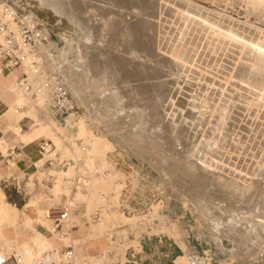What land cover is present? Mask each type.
Instances as JSON below:
<instances>
[{
    "label": "rangeland",
    "instance_id": "1",
    "mask_svg": "<svg viewBox=\"0 0 264 264\" xmlns=\"http://www.w3.org/2000/svg\"><path fill=\"white\" fill-rule=\"evenodd\" d=\"M114 1L79 2L93 35L85 42L77 24L41 6L39 0H10L19 12L33 13L52 29L59 66L55 68L85 116L79 124L72 123L73 130L40 119L31 130L46 125L50 131L46 136L56 143L60 159L82 157L91 168L99 167L98 177L110 178L101 188L104 198L97 208L119 217L95 243L99 251L90 258L107 249L110 230L129 234L137 229L140 237L130 236L119 247L141 252L140 264H259L264 254V0H147L143 12L127 8L125 0ZM187 7L197 12H187ZM143 18L148 27L135 24ZM63 37L76 42L66 60L59 56ZM185 56L188 60L182 59ZM71 74L82 84L79 94L68 83ZM123 75L144 78L139 81L150 86L148 98L130 95L131 82H122ZM120 103H126L124 110ZM144 108L155 116L149 119L148 135L138 115ZM28 115L36 118V109ZM91 134L113 144L105 157L94 156L93 161L81 150V145L88 147L85 142ZM65 138L73 139V145ZM68 166L67 175L72 177L75 167ZM58 167L46 164L21 184L19 192L17 186L1 184L0 198L13 206L26 196L31 201L47 199L49 195L40 198L44 194L35 192L38 181L47 179L67 191L68 184L58 173L67 170ZM118 182L125 184L116 198L113 187ZM50 191L54 194V187ZM58 194L60 199L64 193ZM234 213L241 219L231 223ZM123 215L133 216L131 222ZM135 221H146L147 229ZM251 224L257 228L251 229ZM142 229L148 233L146 238ZM3 247L6 252L12 249ZM95 262L116 264L113 258Z\"/></svg>",
    "mask_w": 264,
    "mask_h": 264
},
{
    "label": "built area",
    "instance_id": "2",
    "mask_svg": "<svg viewBox=\"0 0 264 264\" xmlns=\"http://www.w3.org/2000/svg\"><path fill=\"white\" fill-rule=\"evenodd\" d=\"M52 35V29L36 15L29 12H19L11 4L10 0H0V59L5 58L0 71L3 69H19L16 90L25 98V103L16 106L17 111L35 108L37 112H50L58 116L62 128L73 130L72 123L77 124L83 116V110L76 98L72 95L65 77L56 70L57 45ZM23 119H30L32 124H38V118L34 119L25 115ZM64 142L73 145V139H64ZM39 151L49 165L58 164L67 169L73 165L76 174L71 178L74 189L79 186L86 187L93 177L101 174L98 167H90L85 159L63 158L57 151V145L51 138L41 139ZM84 151L86 145H82ZM50 176H54L50 174ZM46 181L52 182L50 179ZM73 198L62 204L59 208L52 207L49 211L51 220L50 232L55 234L61 244L49 248L33 256L30 260L25 258L26 250L13 248L6 253L0 251V264H91L83 259L76 250L72 240L73 225H70ZM96 218L102 213L98 212ZM141 222V223H140ZM137 225H143L147 229L146 221H135ZM144 238L148 236L147 231ZM116 231L112 229L107 233L108 247L102 252V261L113 258V263L140 264L138 260L141 252L132 247L122 249L128 237L138 235L140 230ZM135 232V233H134ZM122 243V244H121ZM124 261V262H123ZM99 264V263H98ZM259 264H264V254Z\"/></svg>",
    "mask_w": 264,
    "mask_h": 264
},
{
    "label": "bare ground",
    "instance_id": "3",
    "mask_svg": "<svg viewBox=\"0 0 264 264\" xmlns=\"http://www.w3.org/2000/svg\"><path fill=\"white\" fill-rule=\"evenodd\" d=\"M63 0H39V3H40V5L41 6H47V7H51V8H53L59 15H65V16H67L70 20H72L75 24H77L78 26H79V28H80V31H81V39L82 38H84L85 40V42L87 41V38H88V40H89V38H90V36L92 35L91 34V28H90V25H89V23H90V21H89V19H88V17L85 15V13L84 12H82L83 10H81V9H84L83 8V6L79 3V2H81V0L79 1V0H67L68 1V3L67 4H63V2H62ZM106 1V0H105ZM114 1V0H113ZM116 1H118V0H116ZM153 1V0H152ZM151 1V2H152ZM156 1L157 0H154V2L156 3ZM171 1H173V0H171ZM182 1H184V0H182ZM108 3V2H107ZM122 3V2H121ZM162 3V2H161ZM114 4H116L115 3V1H114ZM120 4V3H119ZM147 4V0H125V5L127 6V8H130V9H132L133 7H134V10L135 11H137L138 9H139V11L140 12H143L144 11V9H143V6H145ZM164 4V3H163ZM189 4V3H188ZM113 5V4H112ZM148 5V4H147ZM162 5V4H161ZM167 5V4H166ZM173 5V4H172ZM175 5H178V3H175ZM193 5V4H192ZM197 6V5H196ZM195 6V7H196ZM148 7V6H147ZM171 7V6H170ZM193 7H194V5H193ZM146 8V7H145ZM148 9V8H147ZM86 10V9H85ZM84 10V11H85ZM184 10H186L187 12H197V11H195L193 8H190V7H187V8H185ZM184 10H183V12H184ZM134 11V12H135ZM171 11H175V8H171ZM91 12V11H90ZM151 12V11H150ZM147 13V12H146ZM145 13V14H146ZM160 13V12H159ZM162 13H163V11H162ZM179 13V12H178ZM141 14V13H140ZM158 14V13H157ZM89 16V15H88ZM155 16V15H154ZM161 16V15H160ZM124 17V16H123ZM163 17H164V15H163ZM163 17H161V18H163ZM210 17V16H209ZM139 18V17H138ZM145 18H147V17H145ZM154 18V17H153ZM164 19V18H163ZM206 19V18H205ZM207 19H209L210 21L212 20V18L210 17V18H207ZM129 20H131V19H129ZM135 21L137 20V19H134ZM133 20V21H134ZM213 20H214V18H213ZM133 21H131L132 23H133ZM134 21V22H135ZM151 21V20H150ZM209 21V22H210ZM130 21H129V23H131ZM201 22V21H200ZM204 22V21H203ZM208 22V21H207ZM213 22V21H212ZM219 22V21H218ZM126 23V22H125ZM131 23V24H132ZM150 23H152V21L150 22ZM160 23V22H159ZM214 23V22H213ZM101 24V23H100ZM103 24H106V23H103ZM135 24H137V25H142L143 27H148V20L147 19H145L144 20V18L143 19H138V21L137 22H135ZM134 24V25H135ZM211 24V23H210ZM102 25V24H101ZM123 25V24H122ZM129 25V27L131 26L130 24H128ZM134 25H132V26H134ZM137 25H135V26H137ZM206 25V24H205ZM215 25V24H214ZM218 25V24H217ZM106 26H108V25H106ZM131 26V27H132ZM142 26H140L142 29H143V27ZM207 26V25H206ZM103 27V26H102ZM130 27V28H131ZM160 27V26H159ZM225 27V26H224ZM108 28V27H107ZM114 28V27H113ZM123 29V28H122ZM155 29V28H154ZM170 29V28H169ZM227 29H228V27H227ZM230 29V28H229ZM174 30V29H173ZM230 30H232V29H230ZM234 30V29H233ZM124 31H125V29H124ZM145 31V30H144ZM147 31H148V29H147ZM206 31V30H205ZM224 31H225V29H224ZM150 32H152V31H150ZM156 32V31H155ZM226 32V31H225ZM133 33V32H132ZM228 33V32H227ZM128 34V33H127ZM149 34V33H148ZM228 34H230V33H228ZM235 34V33H234ZM254 34V33H253ZM237 35V34H236ZM256 35V34H255ZM93 36V35H92ZM122 36V35H121ZM120 36V37H121ZM124 36V35H123ZM123 36H122V38H123ZM242 36V35H241ZM259 36V35H258ZM119 37V38H120ZM134 37H136V35L134 36ZM147 37V36H146ZM127 38V37H126ZM129 38V37H128ZM144 38V37H143ZM118 39V38H117ZM121 39V38H120ZM130 39H132V38H130ZM140 39V38H139ZM147 39V38H146ZM163 39V38H162ZM168 39V38H167ZM242 39V38H241ZM119 40V39H118ZM126 39H124V41H125ZM127 40H129V39H127ZM126 40V42H127V44H129L128 42L129 41H127ZM133 40H135L134 38H133ZM133 40H132V42H133ZM258 40V39H257ZM136 41H137V37H136ZM141 41H142V39H141ZM182 41V40H181ZM62 42H63V47H62V49H61V54L59 55L60 56V58H62V60H66L67 58H66V56H68L67 54H68V52L71 50V49H73V48H75V41L72 39V38H68V37H63V39H62ZM125 42V43H126ZM57 42L55 41V43H54V45H57L56 44ZM136 43V42H135ZM138 43H141L140 41L138 42ZM144 43V42H143ZM149 43V42H148ZM145 44V43H144ZM80 46V45H79ZM165 47V46H164ZM80 49H83L81 46L79 47ZM163 48V47H162ZM154 50V49H153ZM83 51V50H82ZM72 52V51H71ZM81 55H82V53H81ZM83 55H84V53H83ZM91 56V55H90ZM157 56V55H156ZM84 57V56H83ZM107 57V56H106ZM91 58V57H90ZM103 58V57H102ZM88 60H89V58H87ZM112 59V58H111ZM183 60H188V58H187V56H185V57H183L182 58ZM80 60V59H79ZM84 60V59H83ZM67 61H70V60H67ZM91 61V60H90ZM96 61L98 62V61H100V62H102L101 60H97V58H96ZM122 61V60H121ZM174 61V60H173ZM87 62H89V61H87ZM92 62V61H91ZM95 62V61H94ZM93 62V63H94ZM96 62V63H97ZM100 62H98L99 64H100ZM113 62V61H112ZM58 62H57V60H56V65H55V67L57 68V67H59L58 66V64H57ZM60 63V62H59ZM84 63V62H83ZM98 63H97V65H98ZM106 63V62H105ZM187 63V62H186ZM77 64V63H76ZM90 64V63H89ZM104 64V63H103ZM185 64V63H184ZM75 65V64H74ZM73 64H72V66H71V69H72V71L73 72H75L76 73V71H77V69H75L73 66H74ZM105 65V64H104ZM102 67H103V65H101ZM210 66V65H209ZM75 67H76V65H75ZM86 67H87V65H86ZM104 67H106V66H104ZM103 67V68H104ZM12 71V70H11ZM17 73H18V77H19V69H16L15 70ZM89 72H90V70H89ZM78 73V72H77ZM148 73V72H147ZM228 74V73H227ZM152 75V74H151ZM187 75V74H186ZM120 76V75H119ZM133 76L134 75H132V76H121V79H123L122 80V82H131V86H130V90H127V91H129V93H130V95H138V99H140V100H143V99H146V98H148V96L145 98V95H148V91H149V87L147 88V87H145V86H143L145 83L147 84V82H140L139 80H142V79H144V78H142L141 76H139L138 78L137 77H135V78H133ZM148 77V76H147ZM155 77V76H154ZM127 80H126V79ZM196 78V77H195ZM68 80V83H69V85L71 86V88L76 92V94H79L80 92H81V90H83L82 89V84H81V82H77L76 81V79H75V77H74V75L73 74H71V76H70V78H68L67 79ZM182 80V79H181ZM136 81H139V82H136ZM147 81V80H146ZM136 82V83H135ZM151 82V81H150ZM17 83H18V78L14 81V84H13V90H12V92L16 95L18 92H17V90H16V86H17ZM182 83V82H181ZM184 83V82H183ZM187 85V84H186ZM159 88V87H158ZM122 90V89H121ZM124 90V89H123ZM151 90H152V88H151ZM171 90V89H170ZM151 92V91H150ZM145 93H147V94H145ZM152 93V92H151ZM159 93V92H158ZM19 94V97H20V101H19V104H23V103H25V98L22 96V95H20V93H18ZM83 95V94H82ZM121 95V94H120ZM129 95V96H130ZM188 95V94H187ZM79 96V95H78ZM81 98H82V96H81ZM124 99V98H123ZM84 102H85V100H84ZM137 102V101H136ZM126 104V103H125ZM124 103H120V109L121 110H124L125 108H126V106L127 105H125ZM131 104H133L132 103V101H131ZM147 104V103H146ZM184 104V103H183ZM133 105H135V106H138V103H134ZM143 106H145L144 104H142ZM130 106V105H129ZM128 106V107H129ZM146 106H148V104L146 105ZM131 107V106H130ZM182 107V106H181ZM147 108V107H146ZM146 108H144L143 110H141L140 111V113H139V111H138V115H139V117H140V119H141V121H142V129H143V131H144V133L146 134V135H148V132H149V134H150V131L148 130V122H149V119H152L153 117L155 118V116H154V114H152V112L151 113H149L148 112V109H146ZM30 111H31V108L29 109V110H24L23 111V114H22V117L24 116V115H27V114H29L30 113ZM107 113H109V112H107ZM154 113H155V111H154ZM85 117V116H84ZM83 116H82V118H84ZM79 119V121H78V124H79V122H80V120H84V119ZM151 122V121H150ZM150 124V123H149ZM152 124V123H151ZM153 125V124H152ZM154 127V126H153ZM149 128H151V126L149 125ZM163 128V127H162ZM13 129L15 130V132L17 133V134H19V136L21 137V138H23L25 141L26 140H31V139H34L35 137H38V136H41V135H48L49 134V129H48V127L45 125V126H36V127H34L31 131H28V132H22L21 131V127H20V125H19V122L17 123V124H15L14 126H13ZM174 129V128H173ZM82 130V129H81ZM84 131V130H83ZM130 131H128V129L126 130V133L128 134ZM161 132V131H160ZM156 133V132H155ZM131 135V134H130ZM171 136V135H170ZM27 142V141H26ZM181 142V141H180ZM190 142V141H189ZM233 142V141H232ZM86 143H88V147L86 146V148H85V150L84 151H86V154L88 155V159L89 160H91V161H93V159H94V156H96V157H105V154H107L106 152L108 151V150H110L111 148H113V144H112V142L111 141H109L108 139H106L105 137H102V136H99V135H97V134H91L90 135V137H88V140H87V142H85V144ZM26 144V143H25ZM207 144V143H206ZM228 145V144H227ZM30 146V145H29ZM82 146V145H81ZM216 146V145H215ZM173 147V146H172ZM186 148V147H185ZM213 148V147H212ZM177 149V148H176ZM208 149V148H207ZM81 150H82V147H81ZM169 150V149H168ZM171 150V149H170ZM173 151V150H172ZM213 151V150H212ZM14 152V151H13ZM174 152H175V150H174ZM224 152V151H223ZM6 153V152H5ZM85 153V152H84ZM176 153H180V151L179 152H176ZM176 153H173L174 155L176 154ZM259 153V152H258ZM198 154V153H197ZM180 155H182V154H180ZM258 155V154H257ZM204 157V156H203ZM220 157V156H219ZM101 158H99V159H101ZM42 159V158H41ZM63 159V158H62ZM197 159V158H196ZM40 160V159H39ZM36 161H38V159L36 160ZM42 161L43 160H40L39 161V163L41 162L42 163ZM91 161H88V162H90V164H91ZM207 161H209L208 159H207ZM216 161V160H215ZM10 162H11V160H10ZM14 162V161H13ZM202 162V161H201ZM197 163V162H196ZM13 164H15V162L13 163ZM36 164H38V163H36ZM198 164V163H197ZM39 165V164H38ZM58 165V164H57ZM59 166V165H58ZM199 166H201V165H199ZM203 166H205V167H207V165H205V163H203ZM60 167V166H59ZM58 167V168H59ZM69 168V167H68ZM67 168V169H68ZM99 168V167H98ZM203 168V167H202ZM66 169V170H67ZM219 169V168H218ZM54 170V169H53ZM76 170V169H75ZM100 170V169H99ZM55 171H57V170H55ZM54 172V171H53ZM137 172V171H136ZM58 173H59V176H63V179H64V181H65V183H67L68 185H65V188L66 189H68L67 191H64L58 184L57 185H55L54 186V194H55V196L56 197H59L58 195V193H64L65 195H67L68 197H69V199H71L70 198V196L72 195V193H73V196H74V201H75V203L76 204H79L81 207L82 206H84L85 207V213H86V215L88 214V216H89V219H88V222H89V224L86 226L85 224H82V228H85V229H87V231H86V233L82 236V237H78L77 239H76V242H78V243H80V249H77V253L83 258V259H87L88 261H89V263H91V264H97L95 261L97 260L98 262L100 261V262H102V254H96V255H94V257L92 256V258H90V256H91V253L89 252V244H88V240H96V239H100V238H102V236L105 234V232L107 231V228L109 227V226H112V224H114V223H116V219L119 217V214L117 213V214H115L114 212L112 213V212H109L108 210H106V209H104V208H102V216H101V218L98 220V221H96V222H93L91 219H92V216H91V214L94 212L93 210H96V209H94V208H97V204L100 202L99 200H100V198H101V201L103 200V196L101 195V188L103 187V186H107L108 185V183L110 182V178L109 179H107V177H106V179L103 177H94L91 181H90V183L86 186V187H81V186H79L78 188H77V190H73V187H71V178H73L74 176H75V174H76V172H75V174L71 177V176H68L67 174H69L70 173V170L68 171H65V170H60V171H58ZM60 178V177H59ZM70 181V183L71 184H69L67 181ZM125 182V181H124ZM123 182V184H122V182H118V183H115V185H114V193L116 194V195H113L114 197L116 196V198H117V196H119L120 194H119V192H120V189H121V186L122 185H124L125 183ZM134 186V185H133ZM68 187H71V188H68ZM123 187V186H122ZM119 194V195H118ZM112 196V197H113ZM42 199H38V198H36L35 200H32L31 201V203H33L35 206H38V204H39V202L41 201ZM105 200V199H104ZM116 200V199H115ZM118 200H119V198H118ZM106 201V200H105ZM108 201V200H107ZM125 201V200H124ZM119 202V201H118ZM30 204V203H29ZM102 204H104V202L102 203ZM117 204V203H116ZM28 205V204H27ZM107 205H109V203L107 204ZM212 205H214V204H212V203H210L209 202V205H208V207H212ZM112 206V205H111ZM226 206V205H225ZM36 208V207H35ZM110 208V207H109ZM219 208H221V209H223V208H226V207H224V206H219ZM219 208H217V209H219ZM212 210H213V207H212ZM220 210V209H219ZM14 212H16L17 210H16V208H14V210H13ZM93 211V212H92ZM213 211H215V210H213ZM226 211V210H225ZM123 212V211H122ZM235 212V211H234ZM252 212H255V211H252ZM124 213V212H123ZM138 214V213H137ZM141 214V213H140ZM216 214H217V212H216ZM219 214V213H218ZM235 214V213H234ZM232 215V217H227V218H229V220L228 221H230L231 223H233V222H236V220L237 219H241V218H239V217H237L236 216V214L235 215ZM254 214H256V213H254ZM139 215V214H138ZM228 215V214H227ZM240 215V214H239ZM127 220H130V222H131V220H132V218H133V216H132V218H130V217H127L126 215H123ZM135 216V215H134ZM144 216H146V215H144ZM219 216V215H218ZM23 217V216H22ZM48 217V216H47ZM47 217H46V213L45 214H40L39 215V218H37L38 219V221H39V223H41V224H43V225H45L49 230L51 229V220H50V223L48 222V219H47ZM20 218L21 217H18L17 216V214H12V210L11 209H6V206H5V204H4V202L2 201V199L0 198V244H2L1 242H4V241H6L7 239H6V236L4 235V229H6L8 226H13V227H16L17 225H21V224H23V225H26V226H30V227H33V218H31V216H29L28 214H25V216H24V219L23 220H20ZM247 218H245V220H246ZM248 220V219H247ZM246 220V221H247ZM263 220V219H262ZM22 221V222H21ZM118 221V220H117ZM123 221V220H122ZM248 221H250V220H248ZM127 222V221H126ZM129 222V221H128ZM72 223V222H71ZM77 223V222H76ZM79 223V222H78ZM77 223V224H78ZM250 223H252L251 221H250ZM120 224V223H119ZM261 225H263V230H264V220H263V222L261 223ZM251 229H255V228H257V226H254V225H250L249 226ZM110 228V227H109ZM72 234V233H71ZM74 237V236H73ZM73 239V238H72ZM74 242V241H73ZM7 243V242H6ZM54 243H55V239H54V237H50V236H48L47 234H45V233H43L42 231H39V230H37V236H36V241H35V243L34 244H31V245H29L27 248H25L24 250H26V253H25V258L26 259H28V260H30L33 256H35L36 254H39V253H41V252H43V251H46V250H48L49 248H52V247H54ZM93 243V242H92ZM82 244H84V247L82 246ZM6 246V245H5ZM10 246V245H9ZM10 247H12V246H10ZM9 247V248H10ZM8 248V247H7ZM85 249H87L88 251H85ZM5 250V248L3 247V244L2 245H0V251H4ZM4 252H6V251H4ZM104 252V251H103ZM6 253H8V252H6ZM181 259L184 261V259L185 258H183V257H181ZM193 259V258H192ZM191 259V260H192ZM188 261H190V260H188ZM185 263H186V260H185Z\"/></svg>",
    "mask_w": 264,
    "mask_h": 264
},
{
    "label": "crops",
    "instance_id": "4",
    "mask_svg": "<svg viewBox=\"0 0 264 264\" xmlns=\"http://www.w3.org/2000/svg\"><path fill=\"white\" fill-rule=\"evenodd\" d=\"M1 67L2 63H0V68ZM15 70L16 69H13L12 71L3 69L2 71H0V185L4 184L5 187H7L8 185H14L15 187L17 186L19 192V190L21 189V184L27 179H30V175L38 174L40 169H43L47 164L45 163V158L39 151L38 144L41 139L50 137L41 135L35 137L34 139L26 140V142L13 129V126L19 122L21 131L23 133H26L31 130V126L33 125V121H31L30 119H23V111H17L16 109V106L19 104L20 97L18 93L15 95L12 92L14 81L18 77V74ZM37 118L40 119V122L45 120L50 122H59V120L57 119L58 116L54 113L52 115V113L50 112L40 113L36 111V118L34 119ZM37 159L38 161H36ZM39 159L43 160V162L39 163ZM13 161L15 162V164H13ZM36 163H38L39 165ZM42 182L38 181V183L36 184L35 192L38 194H44V196L40 198L47 197L45 195H49V198L40 201L38 206L31 204V200L27 199L28 196L25 197L24 201L19 202V204L15 202L14 205L16 206L4 202L6 209H11L12 214H17L18 217H21L20 220L24 219L25 214H28L29 216H31V218H33V227L21 224L17 225L16 227L8 226L6 229H4V235L6 236L7 240L2 242V244L3 246L6 245V248L14 246L10 247V249H13L15 248V245L18 244L19 248L25 249L29 245L34 244L36 241L37 230L42 231L50 237H54V246L61 244L57 236L51 233L45 225L39 223L37 218H39L40 214L45 213L46 217H49L50 209L52 207L59 208L62 204L66 203L69 200V197L66 195L68 197L66 198L64 194L60 199L55 197V195L50 191L54 187L53 183H50L48 181H44V183ZM51 185L53 187H51ZM52 195H54V197H52ZM70 198H74L73 193ZM14 208H16V212L13 211ZM101 211L102 210L98 207L91 214V220L93 222H96L101 218H96V215H98L97 213H101ZM85 212L86 211L84 206L77 207L76 203H74L70 225L74 226L71 236L73 238L72 240L75 243L76 250L79 245V243L76 242V239L78 237H82L87 231V229L82 228V224H85L86 226L89 224V216L88 214L86 215ZM76 222L79 223L77 224ZM99 240L100 239L87 241L89 244L90 253H97L99 251L98 245L95 246V243L99 242ZM10 264L14 263L10 262Z\"/></svg>",
    "mask_w": 264,
    "mask_h": 264
}]
</instances>
